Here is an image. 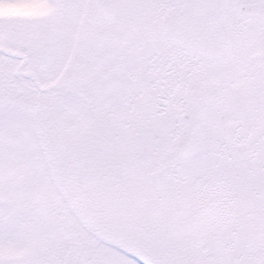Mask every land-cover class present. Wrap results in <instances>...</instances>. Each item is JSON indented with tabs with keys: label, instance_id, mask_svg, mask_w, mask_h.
Returning a JSON list of instances; mask_svg holds the SVG:
<instances>
[{
	"label": "snow or ice",
	"instance_id": "snow-or-ice-1",
	"mask_svg": "<svg viewBox=\"0 0 264 264\" xmlns=\"http://www.w3.org/2000/svg\"><path fill=\"white\" fill-rule=\"evenodd\" d=\"M0 264H264V0H0Z\"/></svg>",
	"mask_w": 264,
	"mask_h": 264
}]
</instances>
